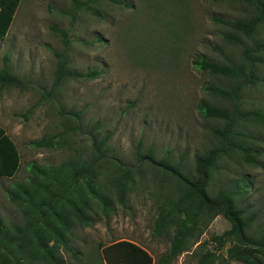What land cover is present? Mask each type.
<instances>
[{"label":"rangeland","instance_id":"1","mask_svg":"<svg viewBox=\"0 0 264 264\" xmlns=\"http://www.w3.org/2000/svg\"><path fill=\"white\" fill-rule=\"evenodd\" d=\"M253 12L244 0H20L0 40V68L6 60L23 81L21 87L0 85V126L20 153L15 174L0 177L4 219L20 218L6 189L28 180L30 163L56 165L74 154L85 157L92 150L93 134L109 132L110 158L135 172L126 205L115 196L108 216L91 212V226L74 225L69 243L76 257L63 247L61 255L68 264H98L100 246L127 239L160 258L169 249L171 234L154 236L152 225L160 193H166L170 182L166 174L140 162L138 152L150 148L156 157L168 154L193 169L195 152L214 142L212 129L218 125L201 116L197 105L201 99L227 104L206 88L225 87L231 81L194 68L192 60L202 54L218 62H238L240 48L227 37L231 30L223 21ZM260 33L264 38V24ZM60 61L66 73L54 86ZM260 74L264 76V68ZM242 99L244 108L263 106L264 82L247 87ZM239 131L256 138L260 164L231 154L215 172L213 189L236 180L244 185L238 201L257 213L253 226L263 230L264 125L252 122ZM58 132H64L65 146L30 144ZM229 228L223 215L211 218L190 250L171 264H197L205 251L225 264L221 259L229 244L220 247L217 237Z\"/></svg>","mask_w":264,"mask_h":264},{"label":"trees","instance_id":"2","mask_svg":"<svg viewBox=\"0 0 264 264\" xmlns=\"http://www.w3.org/2000/svg\"><path fill=\"white\" fill-rule=\"evenodd\" d=\"M19 1L0 0V40L11 25ZM244 1L254 8L250 16L223 21L231 30L227 37L240 48V60L236 63L218 62L202 54L192 60L194 68L227 76L231 81L225 87L206 88L214 96L225 99L227 104L201 99L197 105L201 116L218 122L212 129L214 142L203 151L195 152L191 171L181 160H172L168 154L156 157L150 148L138 152L140 162L154 172L166 174L170 182L166 193H160L152 225L154 236L171 234L169 249L161 255L158 264H170L183 251H189L195 243L194 237L201 235L211 218L218 214L230 223V228L217 237L220 247L229 244L221 261L225 264H228L226 260L264 264V229L253 226L257 213L248 212L237 198L245 191L244 185L236 180L213 189L215 172L222 160L231 154L240 155L251 165L260 164L261 150L256 138L239 131V127L252 122L264 125V105L244 108L242 99L247 87L264 82V76L260 74L264 68V38L260 33L264 24V0ZM65 73V64L60 61L54 86ZM0 85H23V81L10 71L6 60L0 68ZM98 126V123L93 125V129ZM109 138V132L93 134L92 150L85 157L74 154L56 165L40 166L32 162L28 165V180L14 182L6 189L20 218L6 221L0 214V264H30L32 261L68 264L60 247L76 257L69 243L74 225L91 226L94 222L91 212L108 216L115 196L121 205H126L127 190L135 172L130 166L114 161L115 157L110 158ZM30 144L56 148L65 146L67 139L64 132H58L43 135ZM19 164L18 148L0 126V177L13 176ZM101 250L109 264H114L109 255L112 251H137L148 258V264L152 260L144 248L128 240L113 242ZM200 254L197 264H218L214 252Z\"/></svg>","mask_w":264,"mask_h":264},{"label":"crops","instance_id":"3","mask_svg":"<svg viewBox=\"0 0 264 264\" xmlns=\"http://www.w3.org/2000/svg\"><path fill=\"white\" fill-rule=\"evenodd\" d=\"M119 240H124V239H119ZM119 240H114L111 241L110 243H107L104 246H107L113 242H117ZM127 240V239H126ZM129 241V240H128ZM103 245L100 247V253H101V261L98 264H109L105 258L104 252L101 250ZM146 250V249H145ZM148 255L151 257V264H158V259H155V257L148 251L146 250ZM109 255H111V260H113L114 264H148V258L144 257L143 254L137 251H132V252H109ZM161 257V256H160ZM171 264V263H170Z\"/></svg>","mask_w":264,"mask_h":264}]
</instances>
